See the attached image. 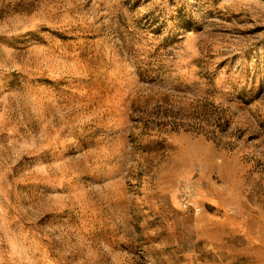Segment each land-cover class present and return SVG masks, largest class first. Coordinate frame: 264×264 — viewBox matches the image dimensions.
<instances>
[{"label":"rangeland","instance_id":"374dc122","mask_svg":"<svg viewBox=\"0 0 264 264\" xmlns=\"http://www.w3.org/2000/svg\"><path fill=\"white\" fill-rule=\"evenodd\" d=\"M0 264H264V0H0Z\"/></svg>","mask_w":264,"mask_h":264}]
</instances>
